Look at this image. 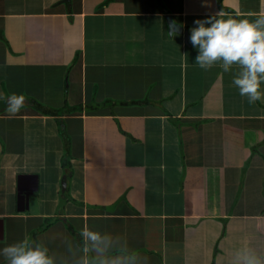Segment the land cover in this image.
Listing matches in <instances>:
<instances>
[{"label":"crops","instance_id":"crops-1","mask_svg":"<svg viewBox=\"0 0 264 264\" xmlns=\"http://www.w3.org/2000/svg\"><path fill=\"white\" fill-rule=\"evenodd\" d=\"M220 11L255 19L264 0H0V249L29 238L73 264L67 220L147 264L264 253V98L239 94L236 66L201 69L190 42ZM13 93L26 97L15 115Z\"/></svg>","mask_w":264,"mask_h":264},{"label":"clouds","instance_id":"clouds-1","mask_svg":"<svg viewBox=\"0 0 264 264\" xmlns=\"http://www.w3.org/2000/svg\"><path fill=\"white\" fill-rule=\"evenodd\" d=\"M220 11L214 16L196 20L191 29L190 42L198 49L195 63L203 70L219 65L224 72L238 68L232 83L250 104L264 98V15L255 19L224 18ZM175 23V22H174ZM207 25V26H206ZM169 35L175 36L176 32ZM6 111L12 115L26 107V97L15 93L7 97ZM76 245L79 256L73 264H147L136 251L119 236L101 233L85 226ZM69 247V252H71ZM7 264H58L43 242L24 238L0 249ZM67 264V260L62 261ZM229 264H264V253L242 244L230 253Z\"/></svg>","mask_w":264,"mask_h":264},{"label":"trees","instance_id":"trees-1","mask_svg":"<svg viewBox=\"0 0 264 264\" xmlns=\"http://www.w3.org/2000/svg\"><path fill=\"white\" fill-rule=\"evenodd\" d=\"M111 1V0H109ZM128 102L124 103L125 105H145L148 104V101H136V102H130L129 104H127ZM33 106L36 110H40L42 113L44 114H48V115H61V114H65V113H70L72 111H76L81 109V107H69V106H65L64 108L61 109H54L51 107H47V106H43L41 104H39L38 102L33 100ZM63 138H64V142L66 143V150L69 152V141L67 140V134H63ZM68 152L66 154H68ZM54 220L59 219L57 218H53ZM53 223V220H50L48 222L47 225L40 227L39 229H37L36 233L42 231L43 229H45L46 227H48L49 225H51ZM68 229L71 231V233L74 235V237L76 238L77 243H81V238L79 236V232L66 220L65 221Z\"/></svg>","mask_w":264,"mask_h":264},{"label":"water","instance_id":"water-1","mask_svg":"<svg viewBox=\"0 0 264 264\" xmlns=\"http://www.w3.org/2000/svg\"><path fill=\"white\" fill-rule=\"evenodd\" d=\"M221 2H222V0H221ZM167 21H168V24L170 26V31H172V32L182 31V27H180L176 23H174V21H173V19H172L171 16H167ZM62 185H63V192H65L66 189H67V181L66 180H63ZM27 187L26 188H23V185H22V188H21V185H20V187H19L20 188V200H21V203H23L24 200L26 199V205H27V207H29V204H30V194L25 191L27 189Z\"/></svg>","mask_w":264,"mask_h":264}]
</instances>
